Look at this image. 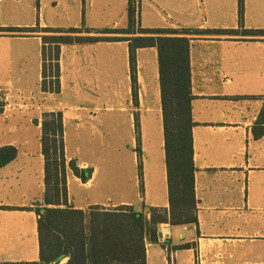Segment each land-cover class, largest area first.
Returning <instances> with one entry per match:
<instances>
[{
	"label": "crops",
	"instance_id": "0c3cea01",
	"mask_svg": "<svg viewBox=\"0 0 264 264\" xmlns=\"http://www.w3.org/2000/svg\"><path fill=\"white\" fill-rule=\"evenodd\" d=\"M128 0H0V28H127ZM142 29L238 30V0H136ZM243 29L264 31V0H243ZM41 34L0 32V90L10 110L1 114L0 148L16 158L0 169V264H38L37 208L43 209L44 113L60 112L67 161L80 160L86 133L132 132V195L109 205L67 171L68 205L88 214L130 206L169 211L157 51H136L132 95L128 42L63 45L60 91L43 92ZM194 225L158 227L145 243L146 264H264V37L189 36ZM3 102H1V106ZM137 126V128H136ZM136 130L140 154L137 156ZM70 138V141H69ZM73 142V146L69 143ZM85 191L74 199L68 185ZM68 258L61 261L65 264Z\"/></svg>",
	"mask_w": 264,
	"mask_h": 264
},
{
	"label": "trees",
	"instance_id": "16d2710c",
	"mask_svg": "<svg viewBox=\"0 0 264 264\" xmlns=\"http://www.w3.org/2000/svg\"><path fill=\"white\" fill-rule=\"evenodd\" d=\"M136 0H128L127 28L104 30L105 37L92 36L88 29L0 28V32L25 35L41 34L43 92L60 91V48L63 45L97 42H128L132 95L136 96V51H157L160 100L163 121L164 155L168 184L169 211L143 207L135 212L130 206L104 211L91 208L88 214L68 205L66 175L70 171L82 183L91 179L93 170L82 169L76 159L67 161L64 128L60 112L44 113L41 123V152L44 159L43 209L35 210L39 239V263L60 264H146L145 243H158V227L194 225V164L192 160L191 68L189 36L264 37V31L243 29V0H238V30L142 29L136 25ZM264 124V107L258 118ZM137 128V126H136ZM264 132V129H263ZM137 156L140 154L136 130ZM17 156L14 147L0 148V169ZM141 167L138 164V171Z\"/></svg>",
	"mask_w": 264,
	"mask_h": 264
},
{
	"label": "rangeland",
	"instance_id": "374dc122",
	"mask_svg": "<svg viewBox=\"0 0 264 264\" xmlns=\"http://www.w3.org/2000/svg\"><path fill=\"white\" fill-rule=\"evenodd\" d=\"M99 128L93 133L84 134L80 160L87 162L88 167L94 172V180L90 194H101L104 201L109 199V205L128 199L132 195L135 176H139L134 154L131 149L132 132L122 127L115 133L104 134ZM70 141V138H69ZM73 146V142L69 143ZM74 199L79 195L85 196V191L68 185ZM76 197V198H75Z\"/></svg>",
	"mask_w": 264,
	"mask_h": 264
},
{
	"label": "built area",
	"instance_id": "2783aa9c",
	"mask_svg": "<svg viewBox=\"0 0 264 264\" xmlns=\"http://www.w3.org/2000/svg\"><path fill=\"white\" fill-rule=\"evenodd\" d=\"M8 99H9V92H2L0 90V108L2 115H6V113L10 110V105H8ZM1 102H3L2 106H1Z\"/></svg>",
	"mask_w": 264,
	"mask_h": 264
}]
</instances>
